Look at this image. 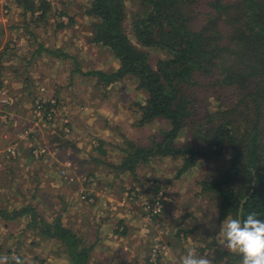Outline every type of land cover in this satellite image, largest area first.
Masks as SVG:
<instances>
[{"label":"rangeland","instance_id":"374dc122","mask_svg":"<svg viewBox=\"0 0 264 264\" xmlns=\"http://www.w3.org/2000/svg\"><path fill=\"white\" fill-rule=\"evenodd\" d=\"M34 1L39 6L43 0ZM48 1L47 18L36 21L20 0H0V17L5 21L0 20V254L20 255L32 264H71L61 243L33 225L27 210L34 207L49 222L60 215L88 245H95L94 237L112 240V232L118 235L114 238H122L112 244L101 240L104 246H94L91 264H179L190 248L197 255H207L213 264H227L218 259L219 252L210 243L225 248L219 233L233 216L220 219L217 197L204 189L206 182L218 177L226 157L219 163L201 161L180 176L181 160L170 157L140 161L134 171L110 165L125 157L127 140L149 146L166 124L136 125V103L144 102L145 95L132 78L124 79L107 96L93 88L95 80L85 71L114 69L118 59L89 42L92 20L85 10L90 0ZM127 6L132 13L141 5L139 0H127ZM62 47L69 56L79 57L62 63L67 74L61 71L58 76L56 70L64 66L41 56L47 58ZM147 49L154 64L168 57L158 48ZM76 69L81 72L70 79L69 73ZM199 92L197 118L205 119L208 111L219 110V104L210 95L205 99L204 90ZM54 97L60 102L52 117L42 120L46 101ZM42 99L40 113L37 101ZM34 144L45 149L39 159L31 154ZM20 149L25 159H19ZM157 189L166 204L161 214H152L145 208L146 201L158 194ZM103 220L108 222L105 226L100 224ZM158 248L159 259L152 260Z\"/></svg>","mask_w":264,"mask_h":264},{"label":"trees","instance_id":"16d2710c","mask_svg":"<svg viewBox=\"0 0 264 264\" xmlns=\"http://www.w3.org/2000/svg\"><path fill=\"white\" fill-rule=\"evenodd\" d=\"M139 1L140 8L132 13L127 0H90L85 10L92 20L89 42L118 59L114 69L85 71L95 80L93 88L107 96L132 78L145 95L144 102L136 103V125L166 124L149 146L127 140L125 157L110 165L134 171L140 161L170 157L181 160L180 176L201 161L219 163L226 157L218 177L204 184L218 199L220 219L230 214L239 218L241 207L245 217L256 212L264 219V0ZM20 4L36 21L51 11L48 0L39 6L34 0ZM147 48H158L168 57L154 64ZM59 50L54 52L66 56ZM75 72L81 71L72 70L70 79ZM202 90L205 99L210 95L219 104L205 119L197 118ZM59 102L57 97L46 101V112L53 114ZM94 149L105 153L101 147ZM27 211L42 235L61 243L71 264H91L94 246L60 215L49 222L34 207ZM210 246L227 264L242 259L214 241Z\"/></svg>","mask_w":264,"mask_h":264},{"label":"clouds","instance_id":"9594fccd","mask_svg":"<svg viewBox=\"0 0 264 264\" xmlns=\"http://www.w3.org/2000/svg\"><path fill=\"white\" fill-rule=\"evenodd\" d=\"M224 238V247L231 253L241 256L240 264H264V219L256 212L239 218H228L219 233ZM0 264H32L20 255L0 254ZM179 264H213L207 255H197L195 248H190L180 258Z\"/></svg>","mask_w":264,"mask_h":264},{"label":"built area","instance_id":"2783aa9c","mask_svg":"<svg viewBox=\"0 0 264 264\" xmlns=\"http://www.w3.org/2000/svg\"><path fill=\"white\" fill-rule=\"evenodd\" d=\"M62 19L63 20H65V17H62ZM0 54H1V51H0ZM1 85H0V89H1ZM2 94L6 97L7 96V93H5V92H2ZM1 100V99H0ZM4 101L6 100V99H3ZM3 102V101H2ZM38 103H37V109L40 111V113H41V110L40 109H42V106H44V104H43V99L41 100V103L39 102V100L37 101ZM52 102H54L55 103V101L54 100H52ZM44 108V107H43ZM47 111V110H46ZM44 112L43 113V115H42V120H47L48 118H51L52 117V113H50V112ZM9 151L10 152H12V153H14V150H13V148H9ZM32 152H33V155L35 156V157H41L43 154H44V152H45V149H42V148H39V147H35L33 150H32ZM63 174H65V177L67 176V173H65L66 171L65 170H63ZM73 179V176H71L70 177V180H72ZM133 197V195H131V198ZM164 204H165V199H164V195H163V193L160 191L156 196H154L150 201H146V209H148L152 214H161L162 212H163V207H164ZM160 251H161V249L160 248H158V249H154V253H153V257H154V259H152V260H157V259H159V253H160ZM157 258V259H156ZM151 260V261H152Z\"/></svg>","mask_w":264,"mask_h":264},{"label":"crops","instance_id":"0c3cea01","mask_svg":"<svg viewBox=\"0 0 264 264\" xmlns=\"http://www.w3.org/2000/svg\"><path fill=\"white\" fill-rule=\"evenodd\" d=\"M20 7V6H19ZM21 7H23V6H21ZM20 7V8H21ZM24 8V7H23ZM0 20L4 23L5 21H3L2 19H1V17H0ZM18 44L20 45V44H22V42H23V39L21 38V39H19L18 41ZM65 50H67L65 47H62V49L61 50H59V51H61V53H62V51L64 52V53H67V51H65ZM38 54H40V51H36V55H38ZM41 55H43V54H41ZM50 55H52V56H50ZM47 58H44V57H42L41 56V58H43V60L44 61H51V62H53L54 63V65H56V64H59L60 66H64V67H62V69L61 68H58L56 71H57V75L58 76H60V73H61V71H62V73H64V75L65 74H67V72L65 71V70H63V68H65L66 66L64 65V64H62V63H66V60L67 59H77L78 57H79V55H74L73 57H71V56H69L68 55V53L66 54V56L65 55H59V54H57L56 52H52L51 54H50ZM46 62V63H47ZM118 66V65H117ZM116 66V67H117ZM51 71V70H50ZM72 72V71H71ZM71 72L69 73V76H71ZM77 74V72H75L74 73V78H75V75ZM35 76H36V73H35ZM35 76H34V78H35ZM1 77V76H0ZM44 78V77H43ZM37 84V83H36ZM38 86V85H37ZM12 103V102H11ZM7 119H9V117H6ZM22 142H24V141H22ZM20 153V156H19V159H25V156H24V154H23V152H22V149H20V151H19ZM18 154V155H19ZM116 164H118V163H116ZM104 186H106V187H108L107 185H104ZM120 220H122V218L120 219ZM106 221L107 220H103L100 224L101 225H103V226H105L107 223H106ZM109 221V220H108ZM118 222H119V220H118ZM122 222V221H121ZM117 223H114V226L116 227L117 225H116ZM101 229V228H100ZM116 231H117V229H116ZM97 232H95V234H96ZM113 233V232H112ZM112 233H110V237H112L113 239H118L119 241H121L122 240V238H114V237H118V235L117 234H115V235H112ZM122 234H124V233H122ZM98 236L100 235V233L99 234H97ZM95 238V242H94V246L96 247V245L97 244H99V245H101V246H104L103 244H101V240L102 241H104V242H107V244H112L113 243V239L112 240H107L106 238L103 240V239H101L100 238V236L98 237V239L96 238V237H94ZM105 244V243H104ZM109 258V257H108ZM109 259H111V258H109ZM112 260V259H111Z\"/></svg>","mask_w":264,"mask_h":264},{"label":"water","instance_id":"95a60500","mask_svg":"<svg viewBox=\"0 0 264 264\" xmlns=\"http://www.w3.org/2000/svg\"><path fill=\"white\" fill-rule=\"evenodd\" d=\"M243 204H244V201H243V203H242V206H243ZM241 211H242V207H241L240 210H239V214L241 213Z\"/></svg>","mask_w":264,"mask_h":264}]
</instances>
